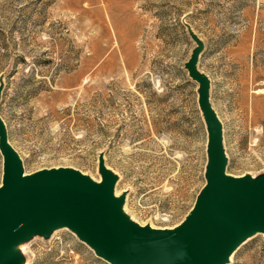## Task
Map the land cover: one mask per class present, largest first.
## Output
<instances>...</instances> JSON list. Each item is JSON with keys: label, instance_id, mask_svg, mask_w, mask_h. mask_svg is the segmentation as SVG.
<instances>
[{"label": "rangeland", "instance_id": "374dc122", "mask_svg": "<svg viewBox=\"0 0 264 264\" xmlns=\"http://www.w3.org/2000/svg\"><path fill=\"white\" fill-rule=\"evenodd\" d=\"M187 22L204 40L227 169L264 172V0H0V113L25 169L99 178L103 151L131 218L179 223L207 161ZM19 248L25 264H111L67 227ZM227 264H264V233Z\"/></svg>", "mask_w": 264, "mask_h": 264}, {"label": "water", "instance_id": "95a60500", "mask_svg": "<svg viewBox=\"0 0 264 264\" xmlns=\"http://www.w3.org/2000/svg\"><path fill=\"white\" fill-rule=\"evenodd\" d=\"M185 61L198 81V103L207 128L205 181L185 217L173 226L141 223L115 190L117 173L98 154L100 178L72 164L26 170L0 113V264H25L19 245L67 227L111 264H227L249 237L264 233V172L227 169L223 122L210 99V77L198 65L203 38ZM4 86L0 76V98Z\"/></svg>", "mask_w": 264, "mask_h": 264}, {"label": "bare ground", "instance_id": "6f19581e", "mask_svg": "<svg viewBox=\"0 0 264 264\" xmlns=\"http://www.w3.org/2000/svg\"><path fill=\"white\" fill-rule=\"evenodd\" d=\"M99 178H100V176H99ZM23 249H24V248H23ZM23 249H22V250H23Z\"/></svg>", "mask_w": 264, "mask_h": 264}]
</instances>
